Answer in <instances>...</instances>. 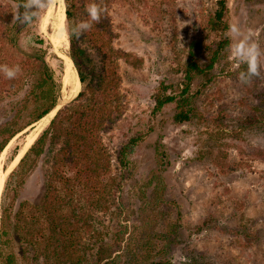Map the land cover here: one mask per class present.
<instances>
[{
    "label": "rangeland",
    "instance_id": "rangeland-1",
    "mask_svg": "<svg viewBox=\"0 0 264 264\" xmlns=\"http://www.w3.org/2000/svg\"><path fill=\"white\" fill-rule=\"evenodd\" d=\"M73 2L75 23L87 19L86 7L93 0ZM95 2L105 9L104 21L93 22L78 42L87 55V71L112 81L120 99L116 108L122 110L100 132L111 165L104 180L122 173L120 189L111 210L104 214L99 209L92 221L118 250L114 252L113 247L112 264H141L140 256L148 263L149 255L161 250L170 264H264V56L260 75L241 84L238 73L246 69L244 65L235 68L227 52L211 71L209 84L203 86L201 80L193 84L192 121L175 124L172 104L152 114V95L161 82L174 86L181 82L180 71L192 43L201 60L202 47L215 45L217 37L206 30L213 0ZM60 4L57 0L41 13L31 32L24 35L31 39L22 48L30 52L37 46V36L47 40L51 50L46 60L62 80L60 56H68L69 42L65 36L64 42L56 43ZM0 6L9 7L15 15L11 0H0ZM228 19L229 24L250 32L264 50V0H228ZM252 85L254 89L248 92ZM70 89L62 86L58 105L67 100ZM83 89L80 84L75 93ZM25 93L26 89H15L3 96L0 124L13 117ZM54 115L25 128L0 154L4 175L0 203L3 199L12 215L21 212L24 203L39 200L50 156L46 153L40 158L24 183L10 179L5 191L6 178L19 161L6 174L14 161L10 158L16 147L20 152L27 137H37ZM247 115L261 116L262 124L248 129L241 123ZM130 139L136 142L128 152L126 167L118 170L117 152ZM79 194L77 189L75 196ZM81 203L88 206L84 200ZM117 240L122 243L115 244ZM22 247L20 240L14 242L17 264H43L42 258L32 261L31 254L22 258ZM87 254L93 258L91 251Z\"/></svg>",
    "mask_w": 264,
    "mask_h": 264
},
{
    "label": "trees",
    "instance_id": "trees-1",
    "mask_svg": "<svg viewBox=\"0 0 264 264\" xmlns=\"http://www.w3.org/2000/svg\"><path fill=\"white\" fill-rule=\"evenodd\" d=\"M63 2L65 21L71 26L75 23V4L73 0ZM101 21L104 18L101 17ZM36 22L37 19H34L31 26L13 23L11 9L0 6V64L10 67L19 64L22 70L14 79H7L0 73V101L15 89H26L24 97L16 103L13 117L0 124V154L12 138L46 117L61 99L62 80L60 76H55L46 60L51 50L49 42L37 36V46L32 47L30 52H25L20 43L21 37L31 32ZM228 25V0H213L206 30L217 37L215 45L206 44L202 47L203 60L194 51L195 44L190 45L180 71L181 82L176 86L161 82L152 95L153 115L172 104V120L175 124L192 121L195 115L192 86L197 80H201L203 86L210 83L211 71L227 53L230 41L225 34ZM68 42V57L84 89L67 106L56 112L6 178L5 191L10 179L15 178L18 184L24 183L37 167L40 158L46 153L50 156L45 161L43 193L38 201L24 203L22 211L15 215H12L10 206H5L3 199L0 203V264H17V255L13 251L17 240L23 245L22 258L26 259L31 254L32 261L42 258L43 264L114 262V246L109 243L111 238L95 229L92 221L98 214L95 212L103 210L101 213L106 214L111 210L123 176L120 173L112 176L110 181L108 178L104 180L111 165L110 155L100 140V132L111 122L113 114L122 111L116 108L115 103L120 99L110 79L96 78L92 71H87V55L79 45L78 38L72 36ZM60 71L63 72L61 65ZM253 89L252 85L248 92ZM241 123L252 129L262 124V117L247 115L241 119ZM135 142V139H130L119 148L115 160L118 170L126 167L128 152ZM18 152L19 148L16 147L10 162ZM225 168L229 169L227 163ZM77 189L80 194L76 197ZM83 200L88 203L87 207L82 205ZM83 234L87 236L86 239H83ZM160 238L163 240L165 236L161 235ZM115 242L122 243L120 240ZM148 245L151 246L150 243ZM88 250L92 253V259L88 257ZM115 251L118 250L114 247ZM145 252L149 255L147 247ZM164 257L161 250L156 256L149 255L148 263L146 257L140 256V261L141 264H170Z\"/></svg>",
    "mask_w": 264,
    "mask_h": 264
},
{
    "label": "clouds",
    "instance_id": "clouds-1",
    "mask_svg": "<svg viewBox=\"0 0 264 264\" xmlns=\"http://www.w3.org/2000/svg\"><path fill=\"white\" fill-rule=\"evenodd\" d=\"M57 0H22L20 3H13L15 15L13 23L20 25L31 26L34 19H39L41 13L52 7ZM62 3L63 0H60ZM20 9H23L21 12ZM105 11L103 7L95 0L86 7L87 19L81 20L69 26L65 23L61 29L63 35L67 38L76 36L77 38L84 32L91 29L93 22L99 23L102 13ZM226 37L230 43L226 49L229 53V59L234 62L235 68H240L241 65H246V70L238 73V80L241 84H248L253 77L260 75L261 57L264 56V50L255 42L250 32L243 31L236 23H230L227 28ZM31 37L22 36L20 43L25 47ZM19 64L8 66L0 64V73L7 79H14L21 73Z\"/></svg>",
    "mask_w": 264,
    "mask_h": 264
},
{
    "label": "bare ground",
    "instance_id": "bare-ground-1",
    "mask_svg": "<svg viewBox=\"0 0 264 264\" xmlns=\"http://www.w3.org/2000/svg\"><path fill=\"white\" fill-rule=\"evenodd\" d=\"M59 7H60V17H58V20L56 22V30L58 31V36L56 39L57 44L65 41V35H63V33L61 31V29L64 27V21H63L64 7H63L62 3L60 4ZM60 58L63 60V66H64L63 72H62V86L63 87H65V86L69 87L70 86V88H71L68 91L67 98H65V99L69 100L74 96L75 92L78 90V88L80 86V82H79L77 74L73 68V64H72V61L70 60V58L66 55H61ZM67 100H65V101H67ZM57 109H58V106L53 111H51L47 116L52 117L54 115V113L57 111ZM35 137L32 138L31 136H29L25 139V142H24L19 154L17 155V157H15L12 165H10V168L7 170L6 174L11 170V168L16 164V162L21 158V155L24 153V151H26L29 148V146L33 143V141L35 140ZM3 176L4 175H2V173H0V188H1L2 180L4 179Z\"/></svg>",
    "mask_w": 264,
    "mask_h": 264
},
{
    "label": "water",
    "instance_id": "water-1",
    "mask_svg": "<svg viewBox=\"0 0 264 264\" xmlns=\"http://www.w3.org/2000/svg\"><path fill=\"white\" fill-rule=\"evenodd\" d=\"M76 96V93H75V95L71 98V99H69V100H67V101H63V102H61L59 105H57L58 106V108H60V107H62V106H65L69 101H71L74 97ZM56 106V107H57ZM55 107V108H56Z\"/></svg>",
    "mask_w": 264,
    "mask_h": 264
}]
</instances>
